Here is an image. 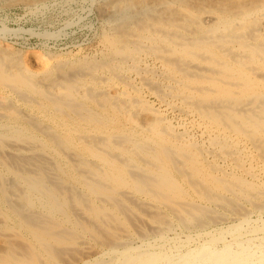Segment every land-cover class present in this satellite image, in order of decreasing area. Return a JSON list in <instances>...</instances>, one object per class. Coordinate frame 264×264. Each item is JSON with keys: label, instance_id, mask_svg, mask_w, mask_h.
<instances>
[{"label": "bare ground", "instance_id": "bare-ground-1", "mask_svg": "<svg viewBox=\"0 0 264 264\" xmlns=\"http://www.w3.org/2000/svg\"><path fill=\"white\" fill-rule=\"evenodd\" d=\"M97 3L100 57L0 49V264H264V0Z\"/></svg>", "mask_w": 264, "mask_h": 264}, {"label": "rangeland", "instance_id": "rangeland-1", "mask_svg": "<svg viewBox=\"0 0 264 264\" xmlns=\"http://www.w3.org/2000/svg\"><path fill=\"white\" fill-rule=\"evenodd\" d=\"M53 1L54 0H47L45 2H37V5H33V3L26 4L25 1L16 3L11 1L10 3L5 0H0V49L3 50L7 47V52L14 54L19 60L35 70L41 66V58L43 57V59L52 58V61L56 59L76 60L80 59V57H100L102 54V47L99 45L100 43L98 40L99 34H101L103 29V23L101 18H98L99 14L97 9L95 10L98 0ZM48 55L50 56L48 57ZM34 64L39 65L37 66ZM149 100L155 102L153 97H149ZM251 219H253V224H264V215L260 217L259 214H253ZM230 222L231 221L227 220L217 226H210L205 234L203 231H199L200 235H198V231H189L181 227H174L171 229V232L168 231L166 232L167 234H164L165 238L161 239L162 242L156 241L155 243V240L141 242L140 238H135L134 240L136 241L133 240V242L136 246L141 245L143 248L150 245L159 246L161 243L164 244L166 242L167 246L172 248V246H175L176 240L182 242L184 239L186 241L187 237L192 236L189 246L190 248H195L197 245L202 244V241H205L204 239H207L210 235H214L220 230L230 227ZM252 230L251 227L246 228V230L244 229L242 240L245 242L247 241L246 243H250L255 250L260 240L264 241V232L254 230L252 232ZM248 231L251 232L247 234ZM178 235H180V237ZM225 238L226 242L231 243L233 240V236L228 233ZM222 244L224 245V242L220 243L218 248H221L223 246ZM96 255L97 254H93V257L96 258ZM77 264L85 263L80 261Z\"/></svg>", "mask_w": 264, "mask_h": 264}]
</instances>
